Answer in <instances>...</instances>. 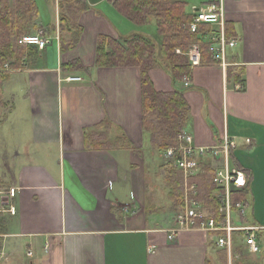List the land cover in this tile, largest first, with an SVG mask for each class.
<instances>
[{
	"label": "crops",
	"instance_id": "0c3cea01",
	"mask_svg": "<svg viewBox=\"0 0 264 264\" xmlns=\"http://www.w3.org/2000/svg\"><path fill=\"white\" fill-rule=\"evenodd\" d=\"M33 1L37 16L28 35L41 32L50 44L21 45V67L0 76V191L15 188L13 199H2L15 214L0 215V264H264V208L257 207L258 197L264 201V0L225 3V34L236 42L226 69L203 61L191 67L187 86L163 69L149 72L156 92L184 93L185 131L195 147L234 142L229 166L250 177L244 198L251 217L239 219L263 228L260 260L242 239L234 240L231 257L211 233L183 231L168 240L172 203L161 168L171 163L161 153L164 163L151 172L159 153L142 130L140 70L95 66L101 36L128 37L143 28L110 0H82L83 12L66 26L60 0ZM151 39L160 45L158 34ZM125 206L137 210L125 214Z\"/></svg>",
	"mask_w": 264,
	"mask_h": 264
},
{
	"label": "trees",
	"instance_id": "16d2710c",
	"mask_svg": "<svg viewBox=\"0 0 264 264\" xmlns=\"http://www.w3.org/2000/svg\"><path fill=\"white\" fill-rule=\"evenodd\" d=\"M82 2V0L59 1L64 13L60 19L61 26H66L70 17L83 12ZM110 2L121 16L136 26L145 25L152 20L161 43L157 46L151 38L142 34L117 39L101 36L97 44L95 66L133 67L140 70L142 130L149 135L152 149L159 154H165L168 149L177 146V137L187 129L189 108L182 91L156 92L149 79V72L160 68L169 74L173 82L183 83L185 79L190 80L191 67L185 54L191 45L198 44L201 63L210 60L211 54L206 40L209 28L203 26L198 34H190L184 28L190 17L185 12V5L176 0H110ZM36 16L37 8L33 0H0V71L4 65L10 70L21 67L25 52L23 46L17 42L20 37L30 34V30L35 28ZM71 31L80 33V29L74 28ZM177 50L180 51L179 54L176 53ZM161 175L170 189L172 210L176 212L183 201L181 176L172 163L168 164V168H161ZM214 175L213 169L201 161L200 171L192 182L197 185V199L208 208L207 210L216 212L220 203L218 190L213 183ZM247 181L245 192L235 195V201L248 193L249 175ZM4 230L5 221L0 216V249Z\"/></svg>",
	"mask_w": 264,
	"mask_h": 264
},
{
	"label": "built area",
	"instance_id": "2783aa9c",
	"mask_svg": "<svg viewBox=\"0 0 264 264\" xmlns=\"http://www.w3.org/2000/svg\"><path fill=\"white\" fill-rule=\"evenodd\" d=\"M228 0H207L205 3L193 5L190 7L188 15L189 23L184 28L190 34H198L200 28L206 26L210 28L206 36L211 54V63L226 69L231 64L227 61V51L235 47L236 42L229 39L225 34V3ZM50 40L43 37L41 32L23 36L18 39V45L35 46L43 50L50 43ZM176 53H180L179 50ZM188 58L190 67L201 64V51L198 44L189 47L185 54ZM8 66L4 65L1 71H8ZM68 82H79L80 78L68 77ZM188 83H185L187 86ZM235 146L234 142L228 138L212 147H195L193 137L184 131L177 137V146L168 149L165 157L171 161L173 167L180 172L182 178L183 201L182 205L174 213L173 227L167 231L168 240H173L175 235L183 231H195L202 233L214 234L215 246L226 252L228 257L232 256L234 237L240 236L244 247L252 254L261 252L260 245L257 241L258 233L262 227L234 224L232 214L237 217L244 215L247 201L242 196L235 201V195H241L247 187V175L237 169L229 166V153ZM212 158L220 164L212 168L215 172L213 183L218 190L219 207L216 212L207 210L198 199L197 185L192 179L200 171V163L204 158ZM176 158V159H175ZM11 200L15 197V188L7 190L5 193L0 191V215L8 213L15 214L12 206L7 209L2 199ZM137 210L135 206H125L122 208L123 213L132 214ZM153 248V247H152ZM152 250V249H150ZM3 253L0 251V260Z\"/></svg>",
	"mask_w": 264,
	"mask_h": 264
},
{
	"label": "rangeland",
	"instance_id": "374dc122",
	"mask_svg": "<svg viewBox=\"0 0 264 264\" xmlns=\"http://www.w3.org/2000/svg\"><path fill=\"white\" fill-rule=\"evenodd\" d=\"M181 1H184L185 3H186V6H185V10L186 11H188V10H190V6H191V4H193L196 0H181ZM140 28H143V29H141V30H139V33H144V34H147L149 37H151V38H155V36L157 35V31H156V26H155V24H154V22L152 21V20H150L147 24H145V25H142V26H139ZM30 33H32V31L30 32ZM9 69V68H8ZM10 70V69H9ZM4 73H6V71H0V76L1 75H3ZM189 80L188 79H185V81L183 82L184 84L185 83H187ZM1 77H0V85H1ZM1 101V100H0ZM0 105H1V102H0ZM0 113H1V110H0ZM190 119V109H189V116H188V120ZM150 165H151V172L152 173H156V175H157V166H158V164H160V163H164V157L163 156H161V154H154V156L151 158V160H150ZM5 196V195H4ZM245 198L247 199V193L245 194ZM248 200H251V197L250 196H248ZM257 207L258 208H261V207H263L264 208V201H263V199L261 198V199H259V197H258V204H257ZM158 208H160V207H157V208H155L154 210H158ZM162 208V207H161ZM171 209H172V207H171ZM170 209V210H171ZM169 209H167V211L168 212H166L165 214H167L168 215V217H171L172 218V216L174 217L175 215H173V213H171V211H170ZM251 211H248V209H247V207L245 208V211H244V215H243V219L245 220H248V218L249 217H251ZM2 215V214H1ZM11 215V214H10ZM232 220H233V222H234V224H241V221H240V219L237 217V215L236 214H232ZM237 240V241H240L241 240V237L240 236H236L235 238H234V240ZM262 242V241H261ZM253 257H255V258H259V260H260V258H261V252L260 253H258V254H254V255H252Z\"/></svg>",
	"mask_w": 264,
	"mask_h": 264
}]
</instances>
